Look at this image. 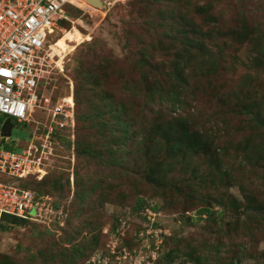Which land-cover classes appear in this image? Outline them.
<instances>
[{
  "label": "rangeland",
  "instance_id": "1",
  "mask_svg": "<svg viewBox=\"0 0 264 264\" xmlns=\"http://www.w3.org/2000/svg\"><path fill=\"white\" fill-rule=\"evenodd\" d=\"M102 1L104 6L93 5L89 0H82L83 7L76 9H71L69 4L64 6L67 13L72 11L61 30L48 35V42L52 44L55 38L64 35L74 44V49L64 53L60 60L59 54L49 48L52 67L49 71L43 67V76L34 89L41 104L32 108L29 122H18L0 114V139L4 138L1 135L3 122L10 118L13 131L5 142L15 148L8 149L21 151L31 141L40 145L43 139L35 135L43 137L49 125L55 126L50 108L70 94L81 66L89 77L103 79L105 88L128 98L126 85L129 82L141 86L142 68L147 67L140 65L137 56L139 50L148 47L152 64L147 72L151 79H161L167 85L174 63L182 62L180 56L186 60L187 47H193L188 46L186 34L195 36L191 29L194 25L202 31L198 38L202 33L204 42L216 51L219 43L223 53L213 58L219 62L216 70H209V57H196L190 69L191 92L186 103L172 112L186 114L192 129H208L218 138L217 145L212 152H200L185 161L174 157L171 154L174 151L167 146L156 152H138L135 160L143 164L140 170L147 164L157 166L163 162V185L147 183L138 173V187L137 191H131V203L124 206L107 203L102 207L90 202L82 207L81 214H77L78 203L74 200L76 176H85L91 183H105L106 187L108 182H118V179L110 176V168L103 158L79 159L73 142L69 150L60 148L58 156L54 154L48 166L51 163L54 169L61 171L53 175L54 178L62 176L61 182L65 184L63 196L51 193L61 204V218L50 224L28 222L23 226H6V222L0 220V255L12 257L18 264H27V261L59 264L57 258L54 262L42 263L38 256L44 252L43 248L53 246L52 250L59 248L69 254L71 249H67L76 244L85 246L86 254L68 264H195L200 259L264 264V160L243 162L248 160L242 149L243 138L250 128L241 124L248 118L241 114L238 105V102L246 104L254 100L264 116V64L253 61L258 54L256 48L264 42V0H178L174 12L182 21L180 26L185 27L181 35L156 29L160 21H164L156 13L158 8L165 7L163 3L142 0L135 6L134 0ZM149 8L154 10L155 16L146 20L144 16ZM126 35L130 38L129 51L124 47ZM259 56L264 60V52ZM86 85L93 88L83 98L82 108L88 114L95 106L92 100L96 99L94 91L98 89L94 82H86ZM26 95L24 91L23 96ZM50 98L53 102L50 100L48 107H44L42 101ZM125 102L134 110L132 117L136 125H148L151 113L144 116L143 109L155 104L144 108L142 101ZM157 120L154 117L151 123ZM238 122L244 130L238 127ZM136 125L133 128L138 127ZM80 131L88 134L91 143L99 139L97 127H77V133ZM33 137L36 138L33 140ZM223 146L225 151L221 149ZM249 156L254 158L252 153ZM221 165L230 168L234 178H228L222 185L212 183L211 177L218 174ZM0 179L12 181L15 178L0 174ZM135 192L139 193L138 197L144 196L146 202L139 210L132 208ZM222 197L225 206H215L217 213L199 214L206 202ZM233 199L240 203V208L234 207ZM155 205L159 210L153 209ZM171 249L177 252L166 257ZM33 255H37L36 261L32 260Z\"/></svg>",
  "mask_w": 264,
  "mask_h": 264
},
{
  "label": "trees",
  "instance_id": "2",
  "mask_svg": "<svg viewBox=\"0 0 264 264\" xmlns=\"http://www.w3.org/2000/svg\"><path fill=\"white\" fill-rule=\"evenodd\" d=\"M140 1L142 0H134L133 5L137 6ZM151 1L155 3H163L165 6L163 8H158L159 11H156V13H159L161 19L164 20L160 21L158 26H156V29H164V33L171 31V33L175 35L184 34V24L180 26L182 21L178 14H176V11L174 12L175 4L178 0ZM70 6L71 9L77 7L73 5ZM147 6L150 7L149 2H147ZM71 11L72 10H69L67 14H70ZM154 16V10L149 8V10L145 12L144 17H146L147 20L153 19ZM67 19L68 18H63L60 20L62 26L65 25ZM212 19L213 18L210 20ZM191 29L193 33H195V36L189 37L186 34L187 44L188 46H193L195 48L187 47V59L185 60L183 56H180L179 58H182V62L174 63V68L171 77H168L169 80L167 85L161 79H151L149 72H147L151 70V67L149 66L152 64V59L147 50L148 47H143L139 50L140 54L137 56L140 65L147 67L145 69L142 68L141 86H135L133 83L129 82L130 84L128 83V85H126L128 88V98L121 96V94L116 95V92L113 89L110 90L107 87L105 88V82H103V79L102 81H99L93 77H89L88 73L86 74V71L82 70L83 66L78 69L75 75L77 82L73 86L75 102L74 141L71 138V130L69 128H57L53 133V139L58 142L56 145V151L59 153L60 148L69 150L73 142L79 159L82 160L86 158L87 160V158L94 156H99L101 159L103 158L107 161L105 165L110 168V176L118 179V182H108L106 187L105 183H91L88 182L89 180L85 179V176H76L74 200L78 203L77 214H81L83 212L82 207L90 202L97 203L102 207L107 203L117 206H124L131 203L130 199H133L131 198V191H137L138 187L136 182L138 173L143 176L147 183L163 185L162 182L165 180V171L161 168L163 162H160L157 166L147 164L146 167L140 170V165L143 164H140V161L135 160V156L138 152H144L143 150H152L156 152L162 147L167 146L174 151V153H171L174 157H177L178 160L185 161L200 152H212L211 150L217 145L218 138L210 134L208 129H192L190 120L188 119L189 117L186 114L182 115L181 113H177V115H174V112H172L176 111L177 108H181L183 104L186 103L187 97L191 92L190 76L192 72L190 73V69L196 57L198 55L209 57L210 60L207 63L209 65V70H216L219 62H215L213 58H215L216 55H222L223 53V49L219 43L217 44L218 50L216 51L213 48L210 49L207 43L204 42V39L201 38L204 36L202 33L200 34V38H198V33L202 32L200 28L193 25ZM188 32L189 31L187 30V33ZM126 34L129 35V32L126 31ZM128 35L124 37L126 39L124 47L129 51L131 50V44L130 38L127 37ZM256 39L259 38L257 37ZM260 44V48H256L258 54L253 57L255 64H264V60L259 56V54L264 52V42ZM85 75L87 76L85 77ZM86 82H90L91 84L94 82L97 85L94 87L98 89L97 91H94L96 99L92 100V103L95 104V106L93 109L90 108V113L88 114H86L85 107V111L82 108L84 101L83 98L93 88H88ZM100 87L102 89H99ZM126 100H129L130 103H133L134 101L137 103L138 101H142L144 108L147 106L149 107V104H155L148 109H143L144 116L151 113L148 125H136V121H134V118L132 117L134 115V110L125 105L127 104L125 102ZM238 105L240 106L239 111L241 114L248 118V120H242L241 124H243L244 127L250 128L247 136H244L243 138L244 143H242V149L244 150L246 158H248L247 161L243 162L258 163L260 159L264 160V116L261 107L254 100H248L246 104H244V101L238 102ZM76 106H78L77 110ZM154 117L159 120L151 123V120ZM134 125L138 127L133 128ZM237 125L240 129L244 128L239 122ZM77 127L80 129L97 127V130L99 131V139L92 143L89 142L87 137L88 134H81V131L80 133H77ZM66 133L68 134V137ZM5 141L4 138L0 139V145H3L7 149L15 148L10 147ZM221 149L222 151L226 150L224 146ZM249 153H252L254 158L249 156ZM84 166H87V162L84 163ZM54 168L55 167L51 166L48 173L41 179H38L34 175H29L20 179V186L31 189L39 195L51 196L54 205L59 208L61 207L59 200L51 193L58 192L63 196L65 184L61 182L62 176L54 178V173L61 172L59 169L57 170ZM217 173L216 176L211 177L212 183L222 185L228 181V178H234L232 175L233 172H231L230 168H225L224 165H221L220 167L218 166ZM195 175H197L196 172ZM67 183H69L68 178ZM118 186H121L120 189L115 191ZM135 193L136 196L132 208L134 210H139L146 202L143 199L144 196L138 197L139 193ZM212 199L213 200L206 202V204L200 208V215L217 213L218 210H215V206H225L222 201L224 200V197ZM233 202L236 209L240 208V203L236 199H233ZM153 209L159 210L157 205H155ZM219 214H221V212H219ZM0 220L5 221L6 224L4 225L6 226H23L28 222L38 223L10 214H2ZM86 223H88V221ZM86 226L90 225L87 224ZM88 246H90V244ZM52 248L53 246L43 248L44 252L41 254L44 257L41 254L38 256L42 263H45V260L46 262H54L57 258L56 261H60L62 264H68L71 260H75L79 255L86 254V250H83L86 247L76 244L67 249H71L69 254H65V251H62L59 248L53 250ZM176 252V249H171L165 254V256L171 257ZM36 256L37 255H33L32 260L36 261ZM236 261L237 260H231L226 263L219 261L203 262L200 259L195 264H238ZM0 264H18V262L12 257L0 255ZM27 264L30 263L27 261Z\"/></svg>",
  "mask_w": 264,
  "mask_h": 264
},
{
  "label": "built area",
  "instance_id": "3",
  "mask_svg": "<svg viewBox=\"0 0 264 264\" xmlns=\"http://www.w3.org/2000/svg\"><path fill=\"white\" fill-rule=\"evenodd\" d=\"M82 0H0V114L29 122L34 106L41 102L34 91L43 76V67L49 71L52 57L48 35L61 30L60 20L68 18L64 6H82ZM24 91L27 95L23 96ZM70 94L62 97L50 108L54 125H49L43 142L31 141L21 151L0 145V174L15 178L0 179V216L10 214L38 223L59 221L63 213L49 195H39L20 186V179L34 175L43 178L49 171L48 162L55 154L57 141L53 133L57 128L71 130L74 141L75 102L73 86ZM50 100L44 99V107ZM7 137H4L6 139ZM36 137H33V140ZM60 217V218H59Z\"/></svg>",
  "mask_w": 264,
  "mask_h": 264
},
{
  "label": "bare ground",
  "instance_id": "4",
  "mask_svg": "<svg viewBox=\"0 0 264 264\" xmlns=\"http://www.w3.org/2000/svg\"><path fill=\"white\" fill-rule=\"evenodd\" d=\"M50 49H52L55 54H59L61 60L65 56L63 55L64 53H67V51H71L74 49V44L71 43L70 40H68L64 35H62L60 37L55 38V40L51 44Z\"/></svg>",
  "mask_w": 264,
  "mask_h": 264
},
{
  "label": "water",
  "instance_id": "5",
  "mask_svg": "<svg viewBox=\"0 0 264 264\" xmlns=\"http://www.w3.org/2000/svg\"><path fill=\"white\" fill-rule=\"evenodd\" d=\"M93 5L104 6V2L102 0H89ZM13 131V124L10 118H7L1 127V135L3 137H10Z\"/></svg>",
  "mask_w": 264,
  "mask_h": 264
},
{
  "label": "crops",
  "instance_id": "6",
  "mask_svg": "<svg viewBox=\"0 0 264 264\" xmlns=\"http://www.w3.org/2000/svg\"><path fill=\"white\" fill-rule=\"evenodd\" d=\"M7 139V138H6Z\"/></svg>",
  "mask_w": 264,
  "mask_h": 264
}]
</instances>
